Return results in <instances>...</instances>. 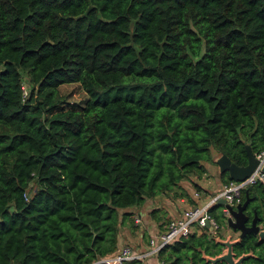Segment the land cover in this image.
I'll use <instances>...</instances> for the list:
<instances>
[{
	"label": "trees",
	"instance_id": "16d2710c",
	"mask_svg": "<svg viewBox=\"0 0 264 264\" xmlns=\"http://www.w3.org/2000/svg\"><path fill=\"white\" fill-rule=\"evenodd\" d=\"M247 142L264 148V0H0V264L112 255L130 207L177 195L211 150L245 164ZM240 197L264 201V185ZM221 249L194 232L157 258ZM232 253L264 264V241L245 233Z\"/></svg>",
	"mask_w": 264,
	"mask_h": 264
},
{
	"label": "crops",
	"instance_id": "0c3cea01",
	"mask_svg": "<svg viewBox=\"0 0 264 264\" xmlns=\"http://www.w3.org/2000/svg\"><path fill=\"white\" fill-rule=\"evenodd\" d=\"M211 155L212 160L203 163L205 173L199 177L191 176L178 182V186L175 188L177 195L173 194V191L159 193L154 197L145 199L140 205L130 207L131 221L126 220L120 226L116 250L123 245L129 246L135 252L141 251L142 248L146 250L148 237L161 231L166 222L177 217L182 209L191 205L206 203L209 197L224 183L214 162L219 153L214 151ZM135 217H137V221H134ZM219 228L217 232H221L220 239L234 238L233 234L236 232L225 223ZM141 261L142 264H153L154 258L147 257Z\"/></svg>",
	"mask_w": 264,
	"mask_h": 264
},
{
	"label": "built area",
	"instance_id": "2783aa9c",
	"mask_svg": "<svg viewBox=\"0 0 264 264\" xmlns=\"http://www.w3.org/2000/svg\"><path fill=\"white\" fill-rule=\"evenodd\" d=\"M256 164L254 168L241 180H229L222 184L220 189L215 191L204 204L191 205L184 208L179 217L175 220H168L161 231L148 237V248L145 251L135 252L129 246L123 245L112 255L100 258L91 264H122L129 259L154 258L153 264H166L157 258L158 250L169 243L180 238H185L191 233L205 232L210 237L215 238L219 224L215 218L207 211L211 204L223 199L224 203L234 207L239 202L240 193L243 189L255 183L264 185V171L261 166L264 163V148L253 152ZM221 213L223 221L229 216L228 209L222 205ZM137 221V217L134 218Z\"/></svg>",
	"mask_w": 264,
	"mask_h": 264
},
{
	"label": "water",
	"instance_id": "95a60500",
	"mask_svg": "<svg viewBox=\"0 0 264 264\" xmlns=\"http://www.w3.org/2000/svg\"><path fill=\"white\" fill-rule=\"evenodd\" d=\"M246 162L243 165H236L224 154H219L214 162L218 168V172H225L230 180H241L254 168L256 159L253 152L250 149L249 142L244 145ZM261 170L264 171V163L261 166ZM248 198L246 197L242 202L237 203L234 207L224 203L223 199H219L217 203L224 205L229 212V216L226 218V224L234 230L239 231V237L245 232L253 233L258 240L264 241V229H259V226L255 224L254 217L250 220V223L245 224L247 215L244 213V209L247 205ZM221 245L225 246L224 253L216 255L214 257L205 256L206 260L213 264L215 262H224L225 264H240L242 259L248 254H241L239 257L234 258V254L231 251L234 241H218Z\"/></svg>",
	"mask_w": 264,
	"mask_h": 264
},
{
	"label": "flooded vegetation",
	"instance_id": "af4514ba",
	"mask_svg": "<svg viewBox=\"0 0 264 264\" xmlns=\"http://www.w3.org/2000/svg\"><path fill=\"white\" fill-rule=\"evenodd\" d=\"M240 196H241V193H240ZM246 197H244V199H245ZM248 198V197H247ZM243 199V200H244ZM243 200H241V197H239V202L238 203H240V202H242ZM253 205H257V206H259V210L258 211H256V209L253 207ZM244 213L247 215V219L245 220V224H249L250 223V220L254 217V219H255V224L257 225V226H259V229H264V201L262 200V199H260V198H256V199H251L250 197L248 198V202H247V205H246V207H245V209H244ZM223 223H225L226 224V220L225 221H223ZM222 223V224H223ZM221 224V225H222ZM227 225V224H226ZM219 226H220V224H219ZM228 226V225H227ZM229 227V226H228ZM229 228H231V227H229ZM232 229V228H231ZM234 232H236V234H235V236H234V238H231V237H229V238H227V239H220V237H215V238H213L214 240H217V241H236V240H238L240 237H239V231L238 230H234V229H232ZM245 233H248V232H245ZM244 233V234H245ZM251 233V232H250ZM243 234V235H244ZM242 235V236H243ZM241 236V237H242ZM219 238V239H218ZM233 246V245H232ZM225 246H223L222 245V248H224ZM225 250H226V248H225ZM221 251H222V249H221ZM221 251H220V253L219 254H221ZM231 251H232V248H231ZM218 254V255H219ZM236 257H239V256H235L234 255V258H236ZM243 260V259H242ZM223 264H225L224 262H222ZM214 264V263H213ZM240 264H242V261H241V263Z\"/></svg>",
	"mask_w": 264,
	"mask_h": 264
},
{
	"label": "rangeland",
	"instance_id": "374dc122",
	"mask_svg": "<svg viewBox=\"0 0 264 264\" xmlns=\"http://www.w3.org/2000/svg\"><path fill=\"white\" fill-rule=\"evenodd\" d=\"M22 87H23V91L25 94V92H27V84L25 81L22 82ZM58 89H59V92L61 93V95L63 96V99H65V101H68V102H79L83 99V97L85 95L84 91L81 89L80 85L77 83L62 84L59 86ZM212 152H214V151L211 150V154H212ZM189 191H190V189H189ZM179 215L177 217H179ZM177 217L172 218V220H175ZM220 235H221V232H219V233L217 232L216 237H220ZM233 235L235 236V234H233ZM142 249H141L142 252L145 251V249H143V250ZM224 252H225V247L222 248L221 253H224Z\"/></svg>",
	"mask_w": 264,
	"mask_h": 264
}]
</instances>
